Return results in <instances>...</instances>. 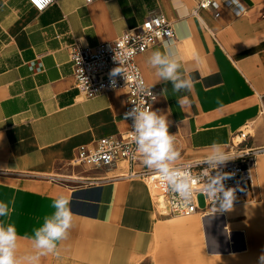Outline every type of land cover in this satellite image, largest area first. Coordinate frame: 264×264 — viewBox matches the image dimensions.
Instances as JSON below:
<instances>
[{
  "label": "crops",
  "instance_id": "obj_1",
  "mask_svg": "<svg viewBox=\"0 0 264 264\" xmlns=\"http://www.w3.org/2000/svg\"><path fill=\"white\" fill-rule=\"evenodd\" d=\"M240 2L247 8L243 16L225 8L215 19L205 11L193 15L197 0H55L44 12L28 0H0V201H15L5 222L14 223L24 237L17 249L22 264L36 251L29 238L33 229L52 214L51 198L59 195L70 198L73 227L59 255L42 257L39 264H144L161 243L163 264H178L186 254L201 264L236 253L250 259L264 254L260 155L254 173L258 206L238 201L230 211L206 208L188 218L157 220L150 188L123 177L121 166L69 184L83 178L70 168L78 148L94 147L128 128L121 117L123 91L79 97L70 46L79 40L90 47L111 43L150 15L172 22L170 43L194 83L190 92L175 93L148 64L151 53L165 44L137 59L157 95L153 111L165 115L169 134L181 139L176 162L205 159L213 143L226 153L244 125L262 119L264 0ZM259 132L263 136L261 127ZM227 215H232L229 222ZM250 220L257 231L246 239L254 230Z\"/></svg>",
  "mask_w": 264,
  "mask_h": 264
},
{
  "label": "built area",
  "instance_id": "obj_2",
  "mask_svg": "<svg viewBox=\"0 0 264 264\" xmlns=\"http://www.w3.org/2000/svg\"><path fill=\"white\" fill-rule=\"evenodd\" d=\"M28 1L39 12H44L55 3V0H51L50 3L45 0ZM85 1L90 4L96 0ZM225 8L231 10L237 18L247 11L240 0H236V3H233V0H197L193 15L198 16L201 11H205L210 12L215 19H220ZM261 16L264 18V8ZM174 38L175 32L171 21L163 16L150 15L141 25L128 29L111 43L90 47L79 40L70 46L71 63L79 97L87 100L106 93L123 91L126 98L121 117L128 125L125 132L114 137L102 138L95 143L94 147L78 148L70 166L110 169L126 164L127 169L124 170L123 177L144 181L150 190L154 191L153 199L165 211V216L188 218L200 211H205L199 207L200 196L206 201V210L215 208L212 199L206 198L200 191L208 178L205 173L209 175L214 173L204 162L205 159L175 163V166L182 171H188L194 180L191 203L189 206L181 207L177 202L176 194L161 181L159 174L143 164V157L137 151L134 142L133 119L125 118V113L134 105L153 110L157 103L156 92L147 84L137 59L151 47L169 43ZM117 67L122 73L112 76L113 69ZM141 81L144 86L143 92L137 90V85ZM262 100L264 101V97ZM260 117L264 121V102L260 107ZM248 128L250 127H245V129ZM250 137L253 136L249 130L240 131L228 145L226 155L230 160L220 166L221 171L232 174L231 178L225 181V185L236 189L233 204L245 200L248 196L254 197V173L257 164L256 155L259 150L245 147ZM180 142L181 139L175 136V145L178 150ZM139 166L143 168L137 169Z\"/></svg>",
  "mask_w": 264,
  "mask_h": 264
},
{
  "label": "clouds",
  "instance_id": "obj_3",
  "mask_svg": "<svg viewBox=\"0 0 264 264\" xmlns=\"http://www.w3.org/2000/svg\"><path fill=\"white\" fill-rule=\"evenodd\" d=\"M45 2L50 3L51 0ZM233 3H236V0H233ZM147 62L156 69L160 79L171 82L173 92H190L194 87L192 77L182 68L174 44L165 43L163 50H154ZM119 73L122 72L117 67L113 69L111 75L116 76ZM137 90L144 91L142 81L137 85ZM166 91L167 89L164 90ZM185 99V97L178 99V104L183 105ZM125 118L133 119L134 142L137 151L143 157V164L159 174L161 181L176 194L181 207L189 206L193 197L194 180L188 171H182L175 166L181 152L175 145V135L169 134L167 117L151 108L134 105L125 113ZM228 160L230 158L221 146L215 143L210 146L204 160L214 174L205 173L208 178L200 191L206 198L212 199L216 211H230L236 198V189L225 185V181L230 179L232 174L220 170V166ZM51 200V208L54 211L50 216L44 217L42 225L34 228L29 237L36 251L23 257L26 264H39L40 259L49 254L58 256L60 243L68 238L73 227L74 214L70 207V198L59 195ZM14 203V200L0 201V264H22V259L17 256V249L18 242L24 237L18 234L14 223L5 222L14 211ZM260 264H264V254L260 257Z\"/></svg>",
  "mask_w": 264,
  "mask_h": 264
},
{
  "label": "rangeland",
  "instance_id": "obj_4",
  "mask_svg": "<svg viewBox=\"0 0 264 264\" xmlns=\"http://www.w3.org/2000/svg\"><path fill=\"white\" fill-rule=\"evenodd\" d=\"M260 19H263L262 17H260ZM249 127L248 129H245V125L242 127V129L244 131L249 130V132L251 133V135L253 137L248 138V141L245 143V147L246 148H252V149H257L259 150L257 152L256 155V162L259 159V153L261 151L264 150V125L262 123V119L258 120L256 123H253V121H249L248 122ZM260 127L261 129H263V136L261 135L262 133H260ZM260 158H264V154L260 155ZM122 169H127V165L126 164H122L120 165ZM73 168L76 171V175H80L83 178H76L78 180H75L74 182H70V185H78L81 184L82 182H84L85 180H87L88 178L96 175L98 172H101L104 169H95V168H91L88 166H80V167H70ZM254 184H255V195L253 198H251L250 196H248L245 200H240V202L246 203L249 206H253L256 207L258 206V204L260 203V191L258 189V182L256 179V175H255V179H254ZM154 191H151V195L152 198L154 196ZM155 198V197H154ZM154 203V202H153ZM198 203H199V207L201 209H206L207 208V204L206 201L204 199V197L200 196L198 198ZM155 206V203H154ZM264 206V205H263ZM155 212L156 213V218L158 220V218L160 217V221H166L169 219H172L173 217L170 216H165L166 213L164 210H162V207H160L159 205L156 207L155 206ZM264 223V221H263ZM171 248V247H170ZM164 249L166 250V248H164V245H162V243L158 246V247H154L152 249V251L150 252V258L145 259V263L144 264H163L162 260L163 258L160 259V257L163 255L164 253ZM192 251V250H190ZM182 252H179L178 255H181ZM191 254V253H190ZM248 255V253H236V254H232L229 256L224 257L223 259H217V258H213L214 260H212L213 262L207 263V264H260V257L255 256L254 258L250 259L247 258L246 256ZM194 256V255H193ZM150 259V260H149ZM181 262L178 264H201L196 262L195 263V258H193L192 256H188L186 254V257L180 260Z\"/></svg>",
  "mask_w": 264,
  "mask_h": 264
},
{
  "label": "bare ground",
  "instance_id": "obj_5",
  "mask_svg": "<svg viewBox=\"0 0 264 264\" xmlns=\"http://www.w3.org/2000/svg\"><path fill=\"white\" fill-rule=\"evenodd\" d=\"M237 140H240V139L237 138ZM261 154H264V150L261 151V152L259 153V155H261ZM153 198H154V197H153ZM153 202L155 203V206L157 207L158 204L156 203V200L153 199ZM231 216H232V215H227L228 222L231 221ZM209 220H210V219H209ZM218 220H219V219H218ZM221 222H222V221H221ZM252 222H253V220H252ZM209 223H210V222H209ZM248 223L251 224V220H250V222H248ZM250 226H251V229H252V227H253L254 230H253L252 232H251V230H249V231L246 232V239L249 238V234H251V238L254 237L252 234H256V231H257V230L255 229V228H256L255 223H252ZM213 227H214V226H213ZM215 230H216V229H215ZM260 231H261V230H260ZM219 236H220V235H219ZM222 244H223V243H222Z\"/></svg>",
  "mask_w": 264,
  "mask_h": 264
},
{
  "label": "water",
  "instance_id": "obj_6",
  "mask_svg": "<svg viewBox=\"0 0 264 264\" xmlns=\"http://www.w3.org/2000/svg\"><path fill=\"white\" fill-rule=\"evenodd\" d=\"M231 250H232V247L230 246V244H228L227 250L225 251L230 252Z\"/></svg>",
  "mask_w": 264,
  "mask_h": 264
}]
</instances>
